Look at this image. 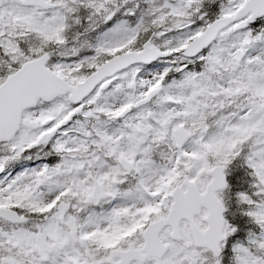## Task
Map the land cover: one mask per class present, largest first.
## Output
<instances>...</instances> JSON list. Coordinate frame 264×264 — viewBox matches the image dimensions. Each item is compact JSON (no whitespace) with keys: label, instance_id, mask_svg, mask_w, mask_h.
<instances>
[{"label":"snow or ice","instance_id":"1","mask_svg":"<svg viewBox=\"0 0 264 264\" xmlns=\"http://www.w3.org/2000/svg\"><path fill=\"white\" fill-rule=\"evenodd\" d=\"M0 264H264V0H0Z\"/></svg>","mask_w":264,"mask_h":264}]
</instances>
